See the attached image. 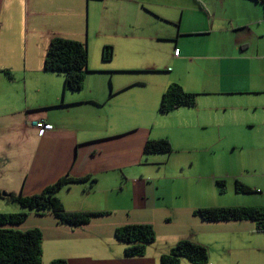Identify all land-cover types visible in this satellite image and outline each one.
Instances as JSON below:
<instances>
[{"label":"crops","instance_id":"obj_1","mask_svg":"<svg viewBox=\"0 0 264 264\" xmlns=\"http://www.w3.org/2000/svg\"><path fill=\"white\" fill-rule=\"evenodd\" d=\"M262 1L0 0V192L28 197L62 178L89 177L56 196L67 212L106 213L70 228L0 199V213H28L14 229H40L42 264H160L181 240L206 247V264H264V233L255 222H205L194 214L264 207ZM54 38L86 46L81 91L64 90L63 77L44 70ZM104 47L112 50L107 62ZM169 64L182 67L172 75ZM173 83L196 94V104L160 114ZM221 95L252 100L221 107ZM227 114H255L246 122L249 135L240 137ZM35 121L53 130L39 134ZM221 133L232 147L223 163L228 173L219 175ZM163 138L170 155L143 154L146 141ZM236 150L244 154L235 159ZM236 180L255 193H236ZM129 224L154 228L143 257L125 258L114 238Z\"/></svg>","mask_w":264,"mask_h":264},{"label":"trees","instance_id":"obj_2","mask_svg":"<svg viewBox=\"0 0 264 264\" xmlns=\"http://www.w3.org/2000/svg\"><path fill=\"white\" fill-rule=\"evenodd\" d=\"M101 58L110 61L111 47H104ZM88 52L85 45L63 38L51 40L47 50L43 68L47 72L59 74L63 77L64 90L78 92L83 88L87 72ZM196 94L189 93L176 84H170L161 96L158 112L167 114L180 107H194ZM53 130V129H52ZM173 152L170 141L166 138L148 140L143 146L144 155H170ZM89 177L79 179L62 178L46 187L41 193L22 196H2L0 199L16 202L22 209L36 213H50L57 223L70 228L86 225L94 217L103 216L105 212H67L56 196L63 188L72 183H84ZM94 182V180H92ZM220 192H224V180H217ZM235 192L250 195L252 189L239 181L234 182ZM205 222L241 221L255 222V231L264 233V207L236 206L213 207L198 209L194 212ZM28 213H0V264H42V233L34 228L26 231L14 229L12 226L22 224ZM117 242L125 245V258H140L145 255L149 245L155 242V231L150 224H129L117 227L114 231ZM209 254L203 245L188 240L177 242L167 254L161 255L160 264H179L186 260L190 264H206ZM51 264H67L64 259H56Z\"/></svg>","mask_w":264,"mask_h":264},{"label":"rangeland","instance_id":"obj_3","mask_svg":"<svg viewBox=\"0 0 264 264\" xmlns=\"http://www.w3.org/2000/svg\"><path fill=\"white\" fill-rule=\"evenodd\" d=\"M169 67L171 69V72L172 75L173 73H175L179 67H182L180 65H171L169 64ZM103 78V77H101ZM117 78H121V77H117V76H114V81L117 80ZM108 82L109 84L111 85V88L113 89V86H112V82L110 81V79L108 78ZM109 85V86H110ZM225 95H221L219 96V103L220 105H222L221 107H226V106H223L224 104H226L227 106H233V105H238V103H241V102H248L249 100H252V99H247L249 98L248 95H233V96H225ZM231 116V115H234V117H232L235 121V125L236 127L238 128V130L236 131L238 133V135H240V137L244 138L246 137L247 135H249L247 128H246V122H248L247 120L251 119L253 116H255V114H227V116ZM251 121V120H250ZM220 137L221 139L218 141L217 143V149H218V152L217 154H219V162H220V165L218 166V169L216 170V172L221 175V174H226L228 173L226 169H223V163H224V159H226L228 156H230V150H231V145H230V141H227L226 139H224V134H220ZM237 153H235V159L237 158V156L239 154L243 155L244 151H238L236 150ZM228 180V179H227ZM232 178H229L228 180V187H227V190L228 192L231 194V196H234L233 195V188H232ZM3 201H0V206ZM1 209V208H0ZM169 229H172V230H176L177 228H171L168 226ZM155 237H156V234H155Z\"/></svg>","mask_w":264,"mask_h":264},{"label":"built area","instance_id":"obj_4","mask_svg":"<svg viewBox=\"0 0 264 264\" xmlns=\"http://www.w3.org/2000/svg\"><path fill=\"white\" fill-rule=\"evenodd\" d=\"M263 3H264V1H263ZM178 54H179V50L176 49L174 51V55L178 56ZM32 125L34 126V128H36L38 130L39 134L51 131L53 129V126L51 124L45 123L43 121H35V122H33Z\"/></svg>","mask_w":264,"mask_h":264},{"label":"water","instance_id":"obj_5","mask_svg":"<svg viewBox=\"0 0 264 264\" xmlns=\"http://www.w3.org/2000/svg\"><path fill=\"white\" fill-rule=\"evenodd\" d=\"M262 2H263V1H262ZM1 195H2V196H6V194H5V193H1Z\"/></svg>","mask_w":264,"mask_h":264}]
</instances>
